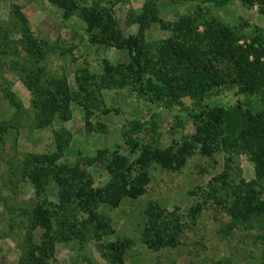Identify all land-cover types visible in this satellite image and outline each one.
Returning a JSON list of instances; mask_svg holds the SVG:
<instances>
[{
    "label": "rangeland",
    "instance_id": "rangeland-1",
    "mask_svg": "<svg viewBox=\"0 0 264 264\" xmlns=\"http://www.w3.org/2000/svg\"><path fill=\"white\" fill-rule=\"evenodd\" d=\"M145 1L75 0L80 6H102L122 36L137 34V17ZM262 7L260 11L256 3L243 5L238 0H229L218 7L204 0L155 2L157 16L166 23L174 22L183 14L193 17L200 13L203 18H218L234 27L240 42L248 41L257 30L264 32ZM16 11L23 15L33 35L51 46V50H46L37 63L49 79L62 78L72 91L79 93L75 76L79 75L80 68L94 76L87 83L93 90L95 101L86 98V105L89 103L86 109L85 100L79 103V97L78 102H70L65 119L52 117L48 126L39 124V117L33 109L34 96L20 78L27 73L32 62L20 43V30L15 24ZM169 34L170 30L161 29L153 22H148L143 30L144 41L152 49ZM127 58L126 49L89 43L83 20L75 12L64 18L63 10L50 0H0V123H5V130L0 134V264H17L23 230L15 225L16 207H27L34 198L32 187L20 177L15 165L25 153L51 151L52 129L62 128L69 135L60 163L83 168L95 184L106 179L104 158L108 151L116 149L130 161H135L145 146L163 148L172 140L181 141L193 133L190 113L194 109L188 98H183L181 105L166 107L150 99L132 75H127L123 85L103 80L104 60L116 65ZM204 100L228 106L236 100L247 99L237 95L235 87L226 86ZM248 100L253 105L257 104L254 96ZM136 122L140 124L138 129L134 126ZM101 149L106 152L98 159L95 153ZM9 172L15 174L9 176ZM147 172L149 180L141 196L123 198L115 208L102 204L98 207L111 234L99 235L88 229L81 247L71 240L55 241L54 258L57 263L108 264L100 256L97 244L123 238L132 241L123 257V264L263 263L264 237L260 235L264 234V228H240L224 234L222 228L228 217L222 206L209 196L202 202L210 193L212 177L225 174L229 186L240 180L247 182L253 179L252 164L246 154L235 147L215 150L210 158L196 151L177 172L163 170L154 164L148 166ZM9 182L15 186L11 194L4 186ZM57 196L58 186L49 181L46 198L56 202ZM148 202H155L166 211L175 209L181 216L182 231L174 247L153 251L141 243L140 233L145 222L143 209ZM196 203H199V210L191 215L190 209ZM68 209L71 219L79 218L76 204H70ZM40 232L39 228L33 230L34 241L38 240Z\"/></svg>",
    "mask_w": 264,
    "mask_h": 264
},
{
    "label": "trees",
    "instance_id": "trees-1",
    "mask_svg": "<svg viewBox=\"0 0 264 264\" xmlns=\"http://www.w3.org/2000/svg\"><path fill=\"white\" fill-rule=\"evenodd\" d=\"M204 1L218 7L229 0ZM238 1L243 5L256 3L260 11L263 10L264 0ZM50 2L63 10L64 18L75 12L83 20L89 43L126 49L128 58L125 62L111 65L103 61V80L123 85L127 75H132L150 99L166 107L181 105L182 99L188 98L194 109L190 113L194 130L187 138L172 140L166 147H143L135 161H130L116 149L108 151L104 158L106 179L95 184L83 168L60 163L69 135L62 128L52 129L51 151L25 153L15 165L20 177L32 187L34 196L29 206L16 207L15 225L23 230L17 264H59L54 258L55 241L71 240L81 247L88 229L99 235L111 234L106 218L98 211L101 204L115 208L123 198H138L149 180L148 166L154 164L163 170L177 172L196 151L207 158L215 150L228 147L238 148L246 154L252 164L253 179L240 180L229 186L225 174L212 177L210 193L202 202L213 197L215 203L222 206L228 217L222 228L224 234L240 228H264V32L257 30L248 41L240 42L234 27L218 18H203L200 13L193 17L183 14L174 22L166 23L157 16L156 0H146L137 17V34L122 36L100 5L85 7L77 5L75 0ZM197 18L200 19L197 21ZM15 20L21 34V46L32 62L20 78L34 96L33 109L39 124L48 126L52 117L65 119L70 102H78L79 97V103L85 100L86 109L89 104L86 105V98L95 101L87 83L94 76L80 68L79 75L75 76L79 93L72 91L62 78L49 79L37 63L46 50H51L50 44L33 35L19 11L15 12ZM148 22L170 30V34L153 49L143 38ZM226 86L235 87L236 94L247 100H236L228 106L204 100ZM252 96L257 98L255 105L248 100ZM104 112L108 110L104 109ZM139 125L134 123L137 129ZM4 130L5 123H0V134ZM105 152L104 149L97 150L96 158H102ZM49 181L58 186L56 202L46 198ZM216 183L219 184L215 186ZM4 186L10 194L14 191L12 183ZM70 204L79 208V218L71 219ZM198 210L199 203H196L190 209L191 215ZM143 214L145 222L140 241L146 248L156 251L178 243L182 225L181 216L175 209L166 211L155 202H148ZM36 228L41 232L34 241L32 232ZM97 246L100 256L108 264H123L132 241L129 238L113 239Z\"/></svg>",
    "mask_w": 264,
    "mask_h": 264
}]
</instances>
